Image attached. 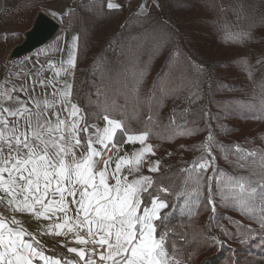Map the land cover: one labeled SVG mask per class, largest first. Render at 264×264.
Returning a JSON list of instances; mask_svg holds the SVG:
<instances>
[{
  "label": "snow or ice",
  "instance_id": "snow-or-ice-1",
  "mask_svg": "<svg viewBox=\"0 0 264 264\" xmlns=\"http://www.w3.org/2000/svg\"><path fill=\"white\" fill-rule=\"evenodd\" d=\"M107 7L118 9L120 5L109 0ZM156 7H160L158 0ZM139 9L146 14L144 3ZM243 35L247 38L250 34ZM77 39L72 37L67 67L62 65L55 76L60 72L72 75ZM37 84L53 91L38 93ZM72 87L68 80L48 79L35 69L11 71L0 80V264H62L61 259L46 255L39 242L26 239L31 234L24 231L16 214L48 220L46 234L71 235L85 245L68 248L79 260H64L63 264H179L174 250L173 254L167 250L168 233L157 234L156 222L166 218L160 210L167 203L153 195L155 180L144 174L145 168L149 173L160 169V161L151 159L155 155L153 145L147 143L151 132L129 133L122 119L108 114L102 115L103 127L90 125L88 113L72 99ZM259 106L264 110V98ZM146 119L153 120L151 112ZM170 123H175L174 115ZM193 131L181 134L192 135ZM208 140H212L211 134ZM136 142L140 148L131 154H119L124 143ZM204 147L214 159L207 144ZM106 151L113 155L105 159ZM238 151L244 152L242 158L257 155L255 151ZM211 159L193 161L182 170L187 174L185 184L192 180L198 185L193 189L197 198L203 181L200 173L211 167ZM261 159L264 161V157ZM158 191L168 193L169 189L161 186ZM230 191L242 214L256 218L264 233V181L253 182L241 176ZM212 195L209 185L208 203L214 209ZM73 207L74 214L70 215ZM248 231L255 232L250 227ZM256 238L245 237L242 243ZM258 239L264 248V235Z\"/></svg>",
  "mask_w": 264,
  "mask_h": 264
},
{
  "label": "trees",
  "instance_id": "trees-1",
  "mask_svg": "<svg viewBox=\"0 0 264 264\" xmlns=\"http://www.w3.org/2000/svg\"><path fill=\"white\" fill-rule=\"evenodd\" d=\"M162 1L165 5H169L171 0ZM251 1L253 9L250 11L253 14L249 13L250 16H247L242 0H238L241 6L235 4L233 7H221L219 1L212 4L209 0H199L200 3H208L201 5L202 8L205 6V16L202 21L206 22L208 26L210 25L216 35L225 28L235 27L240 17L244 20L249 17L250 21H254L253 24L261 27L260 25L264 23V0ZM190 3L183 4V7L187 9L186 5L194 7L197 4L194 3V0H191ZM99 4L109 13L122 11V9L109 10L102 1H84L80 3L78 10L71 9L68 13V17L70 14L72 15L69 17L72 22L78 19L73 22L71 28L79 33L73 99L88 113V121L108 114L111 117L122 119L128 125L130 133L150 131L149 140L154 143V150L160 163L167 167L165 172L156 175L157 181L160 178H163L164 181L170 178L173 183L174 176L182 169L176 162L177 160L173 158L174 151L168 148L170 143L176 141V137L180 135L181 131L187 133L194 130L192 135H199L207 129L208 123L211 122L215 129H221L223 128L224 113L245 117L256 116L257 120L264 119V110H261L259 106L261 98H264V51L251 56L250 58L253 59L251 64L245 63V60L242 61L243 69H246L245 65L249 64L250 69L247 70L251 73L249 79H251L252 86L250 89L247 88L246 94L238 96L233 93L238 85L234 83L231 86L229 84L230 70L226 71V63L211 60L209 52L206 53L200 47L205 43V40L200 39V36L196 42L192 40L194 44H190L191 38L186 34L190 53L194 60L188 58L183 50L174 53V38L172 37L174 27L161 18L159 9L154 4L150 6L146 14L127 18L121 27H117L111 37V42L119 45L124 41V44L128 45L127 48L122 46L115 51L111 44H107L100 50L101 55L100 53L93 55V62L98 65L94 70L97 75L92 77L91 66L84 69L80 64L86 41V32L81 18L82 14L85 15L89 9L99 6ZM212 10L215 14L212 13ZM118 18L123 19V15L121 14ZM222 22L226 23V26H223ZM199 34L201 33L199 32ZM113 51L115 56L112 55ZM238 60L235 58L232 62L238 63ZM198 63L206 66L207 73L205 68L200 67ZM124 75H130L131 80L125 79ZM205 76L208 79L206 94L208 109L204 106ZM94 87L97 89L96 91H94ZM150 112L153 117L152 121L146 119ZM173 115L174 124L170 123V118ZM216 143L224 147L228 146L220 138H217ZM231 196H229L230 201L226 200L227 205L221 204L224 212L223 210L222 212H216V210L211 212L204 225L205 227L209 225L212 228L211 220L217 219L219 215L224 216L219 218V222L223 223L218 225L215 230L219 231L222 239L230 245L231 238L239 237L244 241L245 237L256 235V239H249L243 244L249 248L255 247V251H258L252 252V255L256 257L251 259L253 263L264 264V248L259 246L258 239L259 235H264V233L261 232L256 218H253L255 224L250 225L240 218L238 221L233 219V216L229 217L226 214V210L228 211L230 208L237 210L235 201H232L235 198ZM167 197L166 194L162 197L166 203ZM257 202H255L256 205ZM202 203H206L204 199L201 200L200 204ZM257 214L259 215V210ZM225 222L228 223V226ZM156 223L159 235L162 221ZM249 227L255 232H249ZM216 243L217 241L214 243L209 241V245L206 243L207 249L213 253L207 257L204 256L200 264H237V260H234L228 253L231 251V247L222 243L217 247ZM176 251L175 249L174 253ZM187 254V252L183 253L184 256ZM177 256L179 255L177 254ZM189 259H191L190 256ZM189 259L186 261L184 257L182 260L179 258L176 261L179 264H188ZM251 261L249 263H252Z\"/></svg>",
  "mask_w": 264,
  "mask_h": 264
},
{
  "label": "rangeland",
  "instance_id": "rangeland-1",
  "mask_svg": "<svg viewBox=\"0 0 264 264\" xmlns=\"http://www.w3.org/2000/svg\"><path fill=\"white\" fill-rule=\"evenodd\" d=\"M27 1L31 2V0H13L11 8H13L12 10L20 8L18 12L15 13L16 11L13 12L8 10L4 13L6 19L3 20L8 27L7 31L9 34H7V39L10 43L9 50L6 54L7 59L12 46L21 42L23 39L25 30L30 27L38 10L41 9L45 12L49 11L48 13L59 16L56 20L58 22L60 21V24L68 25L70 27L73 22L78 20L75 19L72 22V19H69V17L72 16L71 14L69 17L68 15H64V12L66 11L60 3L53 1L50 2L49 0H38L37 3L29 4L30 2ZM190 1L191 0H186V2L185 0H171L169 5H165L162 0H159L158 2L160 5L158 9L161 18L174 27V32L172 34V37L174 38V53L183 50L188 58L194 60L190 53V46L187 42L186 34L191 38L189 41L190 44H194L193 41L196 42L198 36H200V39L205 40V43L200 47H202L206 53L209 52L211 60L226 63V71L230 70L228 77L229 84H231V86H233L232 84L234 83L238 85V87L233 90V93L238 96L246 94L245 92L247 88L250 89L252 86V84H250L251 79H249L251 73L247 70L250 69L249 64L245 65L246 69H243L241 63L245 60V63L251 64L253 59L250 57L255 53L264 51V23L259 27L258 25L253 24L254 21H250L249 17H247L248 19H245L247 23L242 17H240L235 27L225 28L220 34L216 35L212 31L210 25L208 26L206 22L202 21L205 16V6L202 8L201 5H206L208 3H200L199 0H194V3H197L194 7L186 5L187 9L184 8L183 4L190 3ZM209 1L212 4L219 1L221 7H233L235 4L241 6L238 0ZM242 2L244 4V10L247 12L246 15L250 16L249 13L253 14V12L250 11L253 9L252 1L242 0ZM179 4L182 5L179 6ZM212 13H214V10H212ZM27 14L29 16L27 19H24L23 17ZM121 14L123 15V19L118 18ZM85 15L82 14L81 18V20H83L82 25H84V30L86 32V41L84 42V51L80 59L82 60L80 64L84 69L91 66L90 74L94 77L97 75L94 70L97 68L96 66L98 64L93 62V55L99 54L100 50L107 44H111L112 49L114 48L115 51L122 46L127 48L128 45H125L124 41L120 42L119 45H116L113 41L111 42V37L117 30V27H121L127 18L137 16L136 14H133L125 17L124 10L111 11V13H109L100 4L99 6L89 9ZM210 16H212L211 13ZM225 24L226 23L222 22L223 26H226ZM199 32L201 34H199ZM244 33L250 34L249 37L246 38L243 35ZM101 54L102 53H100V55ZM112 55L115 56L114 51L112 52ZM235 58L241 60H238V63H234L232 60ZM198 65L205 68L207 73L206 66L201 63H198ZM124 77L125 79L127 78V80H131L130 75H124ZM206 77L207 76H205L204 82V106L208 109L206 96L208 91V79ZM96 90L97 89L94 87V91ZM224 114L225 116L222 118L223 128L215 129L211 122L208 123L207 129L203 133L199 135H187L181 134L184 133L181 131L180 135L176 137V141L170 143L168 148L169 150L174 151L173 158L174 160H177L176 162L179 163L180 168H182L180 172L174 176L175 180L173 183L171 182L173 180L170 178L166 181H164L163 178H160L159 181H157L156 175L167 170V167L161 163L159 171L153 174L155 180L154 189L152 190L153 195H158L161 200H164L162 198L164 197V194L168 195L167 207L162 209V214L160 213L162 217L166 218L162 221L159 234H163L164 232L168 233L166 236V242L168 245L167 250L170 254H173V250H177L174 253L175 260L179 258L182 260L185 257L187 261L190 256L191 259H189L188 264H200V261L204 256L207 257L213 253V251L207 249L208 246H206V243L209 245V241H212L213 243L217 241V247L222 244H228L222 239L220 232L215 230L218 225L223 223L219 222V218H223L224 216L222 217V215H219L217 219L213 218L210 222L212 228H210L209 225L205 227L204 224L207 222L206 219L208 218V215H211V212H215V210L216 212H222L223 205L221 204L227 205L226 200L230 201L229 196L232 195L230 188L235 180L244 176L253 182L264 181V161L261 159V157H264V119L257 120L256 116L245 117L238 114ZM209 134H211L212 137L211 141L208 140ZM217 138L224 140L228 146L221 148L220 145L216 143ZM205 144L211 149L214 159H211V157L206 154L204 147ZM197 149L199 150L197 151ZM238 149L255 151L257 155L254 158H242L244 152L238 151ZM201 157H203L202 160L199 159ZM210 159L211 167L207 172L200 173L203 177V181L199 184L201 194L197 198L193 189H196L198 185L192 180H189V182L185 184L184 181L187 174L182 170L188 169L193 161L203 162L204 160ZM240 165H243L244 167L241 168ZM192 175L195 176V172H193ZM209 177L212 179L209 180ZM209 185L211 186L213 193L212 199L215 204L214 209L213 206L208 203ZM161 186L168 188L169 192L165 193L158 191ZM204 186H206L205 189ZM180 193H189L190 195L183 196L179 195ZM202 199H204L206 203L200 204ZM232 201L234 202L235 199ZM256 201H258L257 209L259 210L260 201L258 199ZM235 206L237 210L231 208H228V211L226 210V214L229 217L233 216V219L238 221H240V218L242 221H245L246 224H255L253 218L245 216L236 204ZM225 223L228 226V223ZM230 243L231 245H228L231 247V251H228V253L234 258V260H237V264H255L251 261L252 258H256L252 255V252H258L255 251V247L249 248L246 244L242 243V239L239 237L231 238ZM204 244L205 246H203ZM186 252L188 254L184 256L183 253L186 254ZM177 254L179 256H177ZM249 261L252 263H249ZM260 263L261 262L258 264Z\"/></svg>",
  "mask_w": 264,
  "mask_h": 264
},
{
  "label": "crops",
  "instance_id": "crops-1",
  "mask_svg": "<svg viewBox=\"0 0 264 264\" xmlns=\"http://www.w3.org/2000/svg\"><path fill=\"white\" fill-rule=\"evenodd\" d=\"M13 0H0V80H3L11 71H20L21 68L24 72H28L31 69H35L36 71H39L43 76L47 77L48 79H55V80H68L69 82L74 84V76H75V69L77 65V59H78V44H79V35L78 32L75 31L73 28H71L68 25H63L60 27V29L56 32V34L45 44L42 46L36 48L31 53L18 58L14 60H9L6 58V54L9 50L10 43L7 39V25L6 22L3 19H6L4 17V13L8 10L13 11L15 13L18 12L20 8H16L12 10L13 8L12 3ZM50 2H56L60 3V5H63L62 7L65 9L66 12H64V15H68L69 10L76 9L78 10L79 5L81 2L87 1V2H96V1H102L105 4V7L108 9L107 4L109 0H49ZM30 2V1H27ZM26 2V3H27ZM38 0H31L29 4L37 3ZM113 3L119 4L120 8L124 10V16L128 17L131 15H142L141 11L139 9V6L141 3H144L146 5V13L148 12L151 5H156L157 0H112ZM159 2V0H158ZM45 10V9H44ZM109 10H117V9H109ZM47 13L49 11H46ZM26 14V13H24ZM53 18L57 19L59 16L54 15L52 13H48ZM29 15H25L23 18L27 19ZM60 22V21H59ZM6 35V38H5ZM77 36L78 39L75 42L76 43V63L75 67L72 69V75H65L63 72H60L59 76H55V73L60 71L62 65L63 67H67L66 61L68 59V52L71 48L73 41L72 37ZM26 61V63H25ZM49 62H51V67L49 65ZM13 63H15L16 68H13ZM58 88H61L62 85L58 84ZM53 89L51 88H41L39 84L36 85V92L40 93H51ZM72 94H73V87H72ZM23 98V97H22ZM73 99V95H72ZM74 102H76L73 99ZM111 117V116H110ZM114 118V117H112ZM88 123L91 124H99L101 127L104 126V121L102 120V115H100L97 118L92 119L91 121H88ZM130 133V132H129ZM139 133V132H137ZM132 134H136L133 132ZM117 138H121V134L118 131L117 132ZM83 142V140H82ZM148 144L153 145L154 144L148 139ZM141 145L139 142L136 143H124L122 145L120 155L125 154H131L136 149L140 148ZM155 152V150H154ZM110 155H113L111 152ZM107 159V158H105ZM151 159L153 161L158 160V157L155 153L154 156H151ZM114 166V165H113ZM145 175H150L153 177V174L155 173H149L147 171V168L144 169ZM162 209L160 210L161 213ZM4 216H11V213L9 212H2ZM70 215L74 214V207L73 212L69 213ZM16 219L21 221V225L23 226V229L25 232L30 233L31 235L26 237V239L32 240L34 243L39 242V245L43 246L45 250V254L52 256L54 259H61L62 264L64 260L67 261H78L79 257L76 253L68 252V248L76 247L81 248L85 247V245H81L77 243L71 235L68 237L65 236H57V235H51L46 234L45 228L50 223L48 220L45 219H38L31 215H21L16 214ZM66 245V246H64ZM89 247V246H88ZM43 264V262H41Z\"/></svg>",
  "mask_w": 264,
  "mask_h": 264
},
{
  "label": "water",
  "instance_id": "water-1",
  "mask_svg": "<svg viewBox=\"0 0 264 264\" xmlns=\"http://www.w3.org/2000/svg\"><path fill=\"white\" fill-rule=\"evenodd\" d=\"M61 24L43 10H38L30 27L25 30L21 42L10 49L8 59L21 58L48 42L60 29Z\"/></svg>",
  "mask_w": 264,
  "mask_h": 264
},
{
  "label": "built area",
  "instance_id": "built-area-1",
  "mask_svg": "<svg viewBox=\"0 0 264 264\" xmlns=\"http://www.w3.org/2000/svg\"><path fill=\"white\" fill-rule=\"evenodd\" d=\"M111 151H106L104 158H107L110 155ZM90 247V245H89Z\"/></svg>",
  "mask_w": 264,
  "mask_h": 264
}]
</instances>
